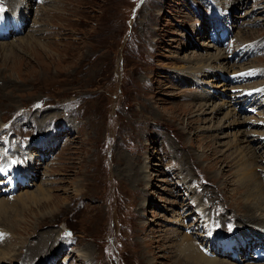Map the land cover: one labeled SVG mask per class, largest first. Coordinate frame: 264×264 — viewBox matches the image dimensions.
<instances>
[{
	"label": "rangeland",
	"instance_id": "374dc122",
	"mask_svg": "<svg viewBox=\"0 0 264 264\" xmlns=\"http://www.w3.org/2000/svg\"><path fill=\"white\" fill-rule=\"evenodd\" d=\"M21 2L0 0V159L29 175L0 171V264H264V0ZM222 233L239 259L189 256Z\"/></svg>",
	"mask_w": 264,
	"mask_h": 264
},
{
	"label": "bare ground",
	"instance_id": "6f19581e",
	"mask_svg": "<svg viewBox=\"0 0 264 264\" xmlns=\"http://www.w3.org/2000/svg\"><path fill=\"white\" fill-rule=\"evenodd\" d=\"M21 4H23V0H22V2H21ZM251 45H247L246 46V48L248 49L249 47H250ZM245 48V47H244ZM244 55H246V56H250V55H248V54H244ZM252 90V89H251ZM255 90H258V88H256ZM259 92V91H258ZM242 94V93H241ZM253 94V93H252ZM257 94V93H256ZM262 94V93H261ZM245 97V96H244ZM236 98H238L239 100V103L236 105V106H238V108L241 106V104H242V102H244L243 100H245V98H242V97H239L238 95L236 96ZM263 98V97H262ZM259 100V99H258ZM16 120H18V119H16ZM3 131V130H2ZM1 131V132H2ZM256 140H258V142L260 143V145L259 146H257V147H255V148H253V146H251L250 147V149H253L252 151H251V154L252 155H254V152H256V151H259L260 149H262V148H264V143L263 142H261V141H259V139H256ZM45 145V144H44ZM1 158L3 159V157H2V155H1ZM29 166V165H28ZM245 166H248V164L247 165H245ZM0 168H6V171L7 172H10V175L12 176V178H14V181H15V179H19L20 177H21V175H23L22 176V178H27V176L29 175V171H28V168H26V169H24L23 170V168H21V169H17V170H13V169H11L8 165H7V163H5V161H4V159H3V161L0 159ZM3 170V169H2ZM2 174H4V171H2L1 172ZM6 174V173H5ZM11 180V179H10ZM13 181V182H14ZM13 182L10 184V185H12L13 184ZM262 187H263V184H262ZM263 189H264V187H263ZM30 198V197H29ZM32 198V197H31ZM226 204V203H225ZM6 205V203L4 204L3 202H1L0 201V210L2 211V207H4ZM258 206H255L254 207V205H253V209H255V212L257 213V212H260V215H259V217H257V218H260V219H264V203H262V201H259L258 202V204H257ZM107 206V205H106ZM241 207V209H242V211L243 212H245V213H248V212H251V208H249V207H246V206H240ZM197 215H198V217H199V220H201V223H206V220H205V218H204V216L202 215H199L198 213H197ZM254 218H256V217H254ZM201 228H203V229H207L206 230V232H208L209 233V230H208V227L207 226H204V227H201ZM241 230H246V228H242ZM239 232V231H238ZM244 233H248L247 231H244ZM250 235V233H248L247 234V236H249ZM209 236H210V234H209ZM247 236H245V237H242V239L239 237V236H237V235H234V236H232L231 237V239L229 240V241H234V242H236L237 240H239V242L240 243H242V241L244 240V238H246ZM211 237V236H210ZM238 238H240V239H238ZM249 239H251L250 237H249ZM3 240V239H2ZM12 243V241L10 242L9 241V239H8V244L10 245ZM54 243V242H53ZM6 244H4V243H2L1 242V244H0V247L2 248L3 246H5ZM193 246V249H194V251H192V252H189L188 254H189V256L192 258V259H194V260H197V259H199V255L197 254V253H199V254H201L202 256H204V257H206L207 259H209V258H213V257H207V256H205V255H203V252L201 251V250H198L196 247H195V245H192ZM237 246H240V244H237ZM176 247V246H175ZM184 247H185V245H184ZM9 248H11V245H10V247ZM20 249L21 248H19V254H18V256H20ZM12 250V249H11ZM45 251H41L40 253H37L36 254V257H37V255H39V256H41V255H43V253H44ZM197 252V253H196ZM256 252V253H255ZM258 253H262V254H264V250H262V249H260V251H258V249H255V251L253 252V255L255 256L256 254H258ZM8 253H2V251H1V259L4 261V260H6V257L8 258ZM10 256V255H9ZM18 258H20V257H18ZM28 258V257H27ZM197 258V259H196ZM11 258H8V260H6L7 262L9 261V262H11V260H10ZM40 261V260H39Z\"/></svg>",
	"mask_w": 264,
	"mask_h": 264
},
{
	"label": "snow or ice",
	"instance_id": "6c2138e0",
	"mask_svg": "<svg viewBox=\"0 0 264 264\" xmlns=\"http://www.w3.org/2000/svg\"><path fill=\"white\" fill-rule=\"evenodd\" d=\"M15 163V162H14ZM70 235V234H69Z\"/></svg>",
	"mask_w": 264,
	"mask_h": 264
}]
</instances>
